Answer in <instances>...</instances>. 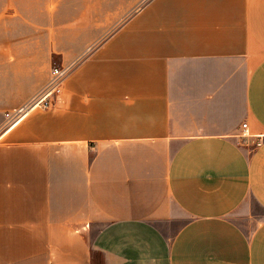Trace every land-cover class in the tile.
<instances>
[{
    "label": "crops",
    "instance_id": "0c3cea01",
    "mask_svg": "<svg viewBox=\"0 0 264 264\" xmlns=\"http://www.w3.org/2000/svg\"><path fill=\"white\" fill-rule=\"evenodd\" d=\"M0 264H264V0H0Z\"/></svg>",
    "mask_w": 264,
    "mask_h": 264
},
{
    "label": "built area",
    "instance_id": "2783aa9c",
    "mask_svg": "<svg viewBox=\"0 0 264 264\" xmlns=\"http://www.w3.org/2000/svg\"><path fill=\"white\" fill-rule=\"evenodd\" d=\"M73 67V64H55L52 68L51 77L42 90H40L29 102H27L22 107L11 112H6L5 115L9 123L16 124L31 110L37 108H49L52 106L57 100L58 96L62 93L64 82L71 74ZM243 127L245 129V133H247V123H244Z\"/></svg>",
    "mask_w": 264,
    "mask_h": 264
}]
</instances>
